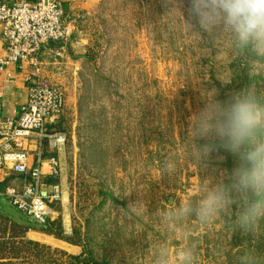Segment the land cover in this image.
Masks as SVG:
<instances>
[{
    "label": "rangeland",
    "instance_id": "374dc122",
    "mask_svg": "<svg viewBox=\"0 0 264 264\" xmlns=\"http://www.w3.org/2000/svg\"><path fill=\"white\" fill-rule=\"evenodd\" d=\"M187 7L184 0L186 18ZM169 9L167 0H104L90 19L92 59L84 61L76 84L68 79L69 91L64 87L67 107L58 129L68 134L65 199L54 221L98 264H155L161 249L169 264H182L187 248L194 250L192 264H237L245 253L264 261V220L254 233L236 229L239 205L208 223L194 216L163 219L168 210L197 198L206 178L235 166L222 149L212 153L207 167L187 158L189 118L204 106L201 89L214 86L218 98L226 99L233 91L264 87V59L251 52L237 56L227 37L210 43L189 34L180 14ZM135 202L134 212L126 214ZM14 210L0 196V215ZM23 216L33 231L59 234L58 227L41 229ZM14 233L9 230L6 240ZM70 251L62 256L44 250L42 259L34 253L0 264H67L79 256Z\"/></svg>",
    "mask_w": 264,
    "mask_h": 264
},
{
    "label": "clouds",
    "instance_id": "9594fccd",
    "mask_svg": "<svg viewBox=\"0 0 264 264\" xmlns=\"http://www.w3.org/2000/svg\"><path fill=\"white\" fill-rule=\"evenodd\" d=\"M187 18L181 11L184 0H167L168 10L178 12L184 29L208 42L227 37L234 54L254 53L264 59V0H187ZM216 87L201 89L203 108L189 118L185 148L188 160L207 167L213 152L221 149L235 158V166L219 172L199 196L168 210L167 223L196 217L208 223L219 212L240 206L233 224L236 229L254 233L264 220V87L250 86L219 99ZM201 141H203L201 143ZM218 160L225 157L218 155ZM166 171L171 167L166 164ZM137 202L129 203L126 214ZM194 250L182 252V264H192ZM155 264H169L166 249H161ZM237 264H264L252 253L242 254Z\"/></svg>",
    "mask_w": 264,
    "mask_h": 264
},
{
    "label": "built area",
    "instance_id": "2783aa9c",
    "mask_svg": "<svg viewBox=\"0 0 264 264\" xmlns=\"http://www.w3.org/2000/svg\"><path fill=\"white\" fill-rule=\"evenodd\" d=\"M68 1L87 0H0V36L6 45L0 75L19 63L31 70L20 114L0 117V182L8 178L16 182L0 190V196L40 227L55 220L65 199L57 153L68 142V134L57 126L67 95L48 72L52 66L62 71L73 45L76 23L66 14ZM45 54H52L53 61L43 60Z\"/></svg>",
    "mask_w": 264,
    "mask_h": 264
},
{
    "label": "crops",
    "instance_id": "0c3cea01",
    "mask_svg": "<svg viewBox=\"0 0 264 264\" xmlns=\"http://www.w3.org/2000/svg\"><path fill=\"white\" fill-rule=\"evenodd\" d=\"M14 1V0H7ZM104 0H87V1H78L77 3H70L69 1L65 5L66 14L69 18L75 20L76 26L73 33V45L69 50V55L66 58V61H63L64 66L58 69V66L50 67L48 75L55 81H58L62 86H66L69 91L68 79L73 80L76 84L77 76H81V67L85 60H87V51L89 48V43L91 42L90 36L88 34L87 28L89 21L95 12L102 6ZM6 55V45L0 36V57ZM43 60L52 62L53 55L45 54L43 55ZM30 68L27 64H17L9 66L5 72L0 75V117L10 118L16 117L20 114L21 107L27 100L28 96V87L29 83L27 79L30 77ZM71 93L69 92V100H71ZM77 105V103H76ZM73 140L75 133V124H72ZM78 137V136H77ZM72 138V137H71ZM61 162L62 169V159L65 150L63 147L57 153ZM18 182V180H17ZM62 182L64 179L62 178ZM16 183L13 178L6 179L3 183L0 182V190L3 191L9 184ZM14 209V208H13ZM10 212L5 217L10 218L14 222L28 227L29 231L26 233V240L41 243L47 245L53 249H58L61 252L70 254L71 251H74V255H81L84 252L83 246H76L64 241L58 240L55 237H51L42 232L33 231L29 224L22 218L21 215L14 214ZM2 214V213H1ZM24 217V216H23ZM38 228L44 229L46 227ZM11 230V229H9ZM58 243V244H54Z\"/></svg>",
    "mask_w": 264,
    "mask_h": 264
},
{
    "label": "trees",
    "instance_id": "16d2710c",
    "mask_svg": "<svg viewBox=\"0 0 264 264\" xmlns=\"http://www.w3.org/2000/svg\"><path fill=\"white\" fill-rule=\"evenodd\" d=\"M87 59L88 60L92 59L88 53H87ZM238 69L239 68H237V71ZM237 74H240V76L241 75L245 76V79H247L248 77L246 73H243L245 75H243L240 72H238ZM57 129H58V126H57ZM59 131L62 132L63 130H59ZM63 132L66 133V131H63ZM51 226L58 227L59 234H55L53 230H43L44 233L50 236H54L55 238H58L61 240H65L66 242L71 243L73 245L82 244L79 242L78 239H72L67 236H64L63 227H62V224H60V222H55V221L50 222L46 228H49V227L51 228ZM9 229L15 230L14 234L12 235L10 234L11 241L6 240V238L9 235ZM28 229H29L28 227L20 225L14 222L13 220H11L10 218L0 215V261L19 259L25 256H31V255L34 256L35 254L38 257L40 256V252L42 254L44 250L49 251V252L50 251L58 252L62 256H65L64 252H60L59 250H53L51 247L47 245L26 240L25 237H26V233L29 231ZM83 248H84V252L80 256L70 257V260L67 261V264H98L92 259L89 251L86 249V247H84V245H83ZM86 254L88 255V258H84ZM38 258L42 259V257H38Z\"/></svg>",
    "mask_w": 264,
    "mask_h": 264
}]
</instances>
